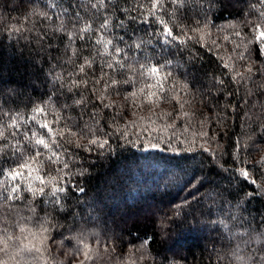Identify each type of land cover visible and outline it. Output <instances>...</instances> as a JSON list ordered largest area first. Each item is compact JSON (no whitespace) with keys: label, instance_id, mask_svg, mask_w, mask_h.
<instances>
[{"label":"trees","instance_id":"1","mask_svg":"<svg viewBox=\"0 0 264 264\" xmlns=\"http://www.w3.org/2000/svg\"><path fill=\"white\" fill-rule=\"evenodd\" d=\"M260 32L264 0H0V264H261Z\"/></svg>","mask_w":264,"mask_h":264},{"label":"snow or ice","instance_id":"2","mask_svg":"<svg viewBox=\"0 0 264 264\" xmlns=\"http://www.w3.org/2000/svg\"><path fill=\"white\" fill-rule=\"evenodd\" d=\"M155 6H156V5H154V7H155ZM166 32H167V34H168L169 36H171V35H172V32H173V29H172V28H166ZM260 37H264V32H260ZM109 43H111V41H109ZM137 47H139V46L137 45ZM115 51H116V53H117L118 55H121V54H122V51H121L120 48H116ZM108 67L111 68L112 66L109 65ZM80 71L83 72V71H84V68L81 67ZM156 71H157V69H156L155 67L152 68V72H156ZM113 83L115 84L116 82L113 81ZM75 103H76V104H80V103H82V101L77 100V101H75ZM41 111H42V110H41ZM43 127H44L45 129H47L49 132L51 131V128H49V126H48L47 124H44ZM36 143H37L38 145H42L44 148H48V147H49V145H48L47 143H45V140H44L43 138L36 140ZM154 146H155V145H153V147H154ZM64 167L67 168V165L65 164ZM17 175H18V173H17ZM242 175L248 176L249 173H248L247 171H244V172L242 173ZM40 191L43 192L44 189H40ZM59 191H63V189H59ZM261 264H264V261H262Z\"/></svg>","mask_w":264,"mask_h":264}]
</instances>
